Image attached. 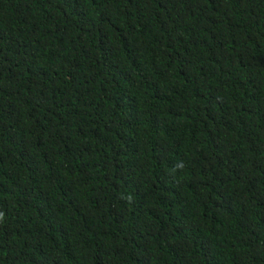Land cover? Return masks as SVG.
I'll use <instances>...</instances> for the list:
<instances>
[{
    "label": "trees",
    "instance_id": "1",
    "mask_svg": "<svg viewBox=\"0 0 264 264\" xmlns=\"http://www.w3.org/2000/svg\"><path fill=\"white\" fill-rule=\"evenodd\" d=\"M0 264H264V0H0Z\"/></svg>",
    "mask_w": 264,
    "mask_h": 264
}]
</instances>
